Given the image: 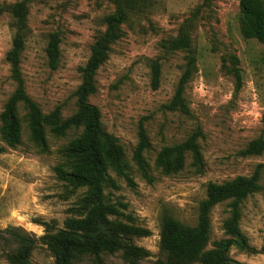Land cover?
Instances as JSON below:
<instances>
[{"label":"rangeland","instance_id":"1","mask_svg":"<svg viewBox=\"0 0 264 264\" xmlns=\"http://www.w3.org/2000/svg\"><path fill=\"white\" fill-rule=\"evenodd\" d=\"M121 13L89 97L122 148L121 166L108 162L102 188L119 213L108 217L116 239L76 253L73 263L167 264L162 218L195 228L208 183L249 178L264 165V150L243 154L264 140V42L242 34L239 0H0V264L19 247L5 229L32 240L28 264H55L54 238L91 213V191L66 174L75 162L68 145L81 128L58 135L44 119L54 111L60 120L75 114L81 68L108 20ZM16 29L21 82L6 59ZM50 42L58 48L55 66L46 53ZM18 88L40 112L42 140L33 138L32 112L22 101L15 107L18 143L3 135L1 115ZM230 217L229 201L212 207L206 241L190 264H264L263 174L239 204L237 234Z\"/></svg>","mask_w":264,"mask_h":264},{"label":"trees","instance_id":"2","mask_svg":"<svg viewBox=\"0 0 264 264\" xmlns=\"http://www.w3.org/2000/svg\"><path fill=\"white\" fill-rule=\"evenodd\" d=\"M239 11L242 34L247 38H256L264 42V5L262 0H239ZM122 17L123 13L119 17L113 16L108 20L109 27L104 38L113 32L116 34L115 23L121 21ZM114 37L115 35H112L106 40L103 38V40L93 43L92 53L85 67L81 68L82 83L75 93L77 98L75 114L66 120H60L58 111H54L44 119L45 123L51 125L52 132L58 135H65L70 129L81 128L79 136L68 145V151L75 156V162L72 171L66 174L72 183L78 182L88 187L93 203L88 218L82 221H72L69 224V231H63L61 235L54 238L55 264H74L73 258L76 253L101 250L105 244L112 243L116 239V227L108 217L116 216L119 213L113 204L105 200L102 188L110 180L108 162H117L118 166H121L119 151L122 148L103 129L98 108L89 102V97L95 92L94 73L108 58L109 41H113ZM22 46L20 29H16L12 47L7 53L6 59L11 65L14 78L19 82H21L19 62ZM46 53L50 66H55L58 48L54 42L48 44ZM154 69V79H157L159 71L157 68ZM185 80H187L186 73L182 76L181 81ZM183 90L184 87L180 83L176 92L178 101ZM19 101H22L32 112L30 127L33 138L42 140L43 121L40 122V112L22 88L16 90L1 115L4 122L1 129L4 137L10 143L16 144L19 141V124L15 108ZM261 122L264 134V114ZM170 150V148H166L164 151ZM263 150L264 140L259 138L251 142L243 150V154L259 153ZM137 159L140 160V157L138 156ZM140 166L145 172V176L149 178L145 166L141 163ZM261 174L264 175L263 164L256 166L254 173L249 178L236 177L221 183H208L206 198L199 207V223L195 228L186 227L171 217L164 216L161 222L160 250L165 254L167 264H190L198 260L209 232L210 211L218 203L229 201L231 207L229 228L237 234L236 218L239 204L254 190ZM76 230L81 233L84 243L78 240L75 235ZM3 232L12 235L19 244V247L10 255L9 264H28V258L32 251V240L18 228L9 227ZM217 257L225 260L219 253H217Z\"/></svg>","mask_w":264,"mask_h":264}]
</instances>
